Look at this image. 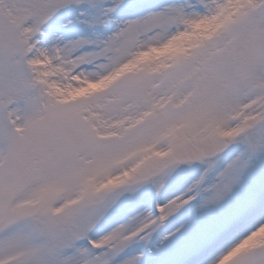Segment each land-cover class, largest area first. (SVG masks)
I'll list each match as a JSON object with an SVG mask.
<instances>
[{"label":"snow or ice","instance_id":"6c2138e0","mask_svg":"<svg viewBox=\"0 0 264 264\" xmlns=\"http://www.w3.org/2000/svg\"><path fill=\"white\" fill-rule=\"evenodd\" d=\"M0 264H264V0H0Z\"/></svg>","mask_w":264,"mask_h":264}]
</instances>
